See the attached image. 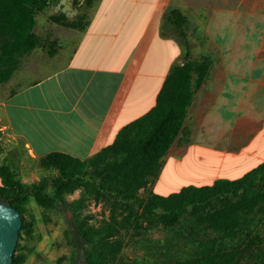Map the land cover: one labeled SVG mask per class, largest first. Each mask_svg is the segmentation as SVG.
Masks as SVG:
<instances>
[{"label":"crops","instance_id":"0c3cea01","mask_svg":"<svg viewBox=\"0 0 264 264\" xmlns=\"http://www.w3.org/2000/svg\"><path fill=\"white\" fill-rule=\"evenodd\" d=\"M65 2L71 9V0L53 4L59 13L65 14ZM94 6L87 26L73 32L70 55L57 46L52 59L59 67L19 81L13 91L10 80L4 83L0 131L37 158L63 152L85 160L110 145L125 125L155 106L170 70L183 63L182 44L164 20L169 10L178 9L187 17L191 57H206L211 66L152 191L167 164L188 169L196 182L222 170L227 157L229 169L245 173L264 162V57H259L264 28L261 14L248 9L246 0H97L89 12ZM247 27L258 34L256 44ZM35 32L39 35L37 25ZM29 55L17 69L27 68L24 81L51 63L32 64ZM217 179L211 177L207 185Z\"/></svg>","mask_w":264,"mask_h":264},{"label":"trees","instance_id":"16d2710c","mask_svg":"<svg viewBox=\"0 0 264 264\" xmlns=\"http://www.w3.org/2000/svg\"><path fill=\"white\" fill-rule=\"evenodd\" d=\"M97 0H85L90 8ZM60 0H0V84L10 80L22 60L39 47L53 57L57 41H46L36 32L37 15ZM85 17V15H84ZM53 19L74 29H84L80 21ZM164 20L179 38L184 61L170 70L155 106L125 125L114 141L91 157L81 160L63 152L40 158L44 169L56 171L54 178L25 184L8 164L0 165V197L22 215L21 233L28 228L26 213L30 199L46 209L61 205L74 218L80 240L72 264H116L123 248L112 238L110 228L102 232L82 217L81 208L96 197L112 199L116 205L140 209L139 218L158 221L178 232L194 234L203 228L213 237L201 242L189 257L166 264H264V236L256 230L264 226V162L237 179L220 178L211 185L187 186L169 195L148 190L158 177L163 158L182 129L194 91L203 83L211 62L191 57L186 32L187 17L178 9L169 10ZM147 192L139 197L138 192ZM80 191L79 198L68 195ZM104 233V234H102ZM237 240L228 245L225 241ZM13 264H21L17 255Z\"/></svg>","mask_w":264,"mask_h":264},{"label":"rangeland","instance_id":"374dc122","mask_svg":"<svg viewBox=\"0 0 264 264\" xmlns=\"http://www.w3.org/2000/svg\"><path fill=\"white\" fill-rule=\"evenodd\" d=\"M67 1V0H65ZM73 3L71 9H67L65 2V18L63 21H73L78 19L79 23H84V19L93 13L95 8H89L85 0H71ZM247 8L261 14L262 28H264V0H246ZM55 5L45 8L38 16L37 32L39 36L51 41L55 38L57 46H63V53L70 55L72 43L75 44V34L77 29L64 26L63 23L55 21L53 18L62 13L56 10ZM76 13L73 17L67 14ZM85 15V17H84ZM247 27V34L253 37L254 44L257 43V35L252 34ZM264 33V29H263ZM62 36V38L59 37ZM250 40V37H248ZM249 42V41H248ZM56 46V48H57ZM59 48V47H58ZM57 48V49H58ZM260 58L264 57V49ZM51 62L49 67H43L39 74L29 79H23L24 70L27 68L22 65L10 78L9 84H14L11 88L13 91L20 84L27 83L31 79L40 78L47 75L49 69L59 67L60 61H53L48 55L47 48L39 47L32 52L26 61ZM25 62V61H24ZM57 63V64H56ZM49 64V63H48ZM53 64V65H51ZM22 71V73H21ZM35 68L30 67V73H34ZM16 83V84H15ZM18 84V85H17ZM0 96L5 84H0ZM230 115V114H229ZM231 116V115H230ZM213 159H210V164ZM8 164L16 171L17 179L25 184L38 183L44 178H54L57 174L52 169H44L40 165V158L33 157L27 148L21 142L13 141L6 132L0 131V165ZM223 169L207 172L203 177L204 180L193 181L192 177L196 175L188 169L180 166L174 168L171 164L164 166L162 177L156 185L155 192L159 195H167L180 191L182 187L189 184H209L211 177L218 175L219 178L237 179L244 173V169H229L230 161L227 157L222 161ZM168 182H172L167 184ZM1 184V179H0ZM152 185L148 190L152 191ZM80 191L68 195L69 201L79 198ZM139 197H146L147 192L140 190ZM26 219L28 228L21 233L18 239L17 255L21 259V264H72L73 256L78 252L80 240L76 232V225L72 213L57 205L53 209L43 208L30 199L27 204ZM82 217L86 219L96 229L106 232L110 228L112 238L121 239L123 248L118 256L116 264H166L175 260H181L189 257L200 245L213 237L211 231L203 228L194 234L178 232L163 226L158 221H145L139 218L140 209L133 207L130 213L128 208L118 206L112 199L96 197L86 202L81 208ZM260 235L264 236V226L256 229ZM102 233V234H104ZM228 245L235 244L237 240L231 242L225 241Z\"/></svg>","mask_w":264,"mask_h":264},{"label":"water","instance_id":"95a60500","mask_svg":"<svg viewBox=\"0 0 264 264\" xmlns=\"http://www.w3.org/2000/svg\"><path fill=\"white\" fill-rule=\"evenodd\" d=\"M21 227V213L0 197V264H13Z\"/></svg>","mask_w":264,"mask_h":264},{"label":"bare ground","instance_id":"6f19581e","mask_svg":"<svg viewBox=\"0 0 264 264\" xmlns=\"http://www.w3.org/2000/svg\"><path fill=\"white\" fill-rule=\"evenodd\" d=\"M244 110H245V109H244ZM251 113H252V112H251ZM245 116H246V115H245ZM249 118H250V116H249ZM211 127H212V126H211ZM205 132H206V131H205ZM203 134H204V133H203ZM205 135H207V134H204V136H205ZM210 140H211V139H210Z\"/></svg>","mask_w":264,"mask_h":264}]
</instances>
